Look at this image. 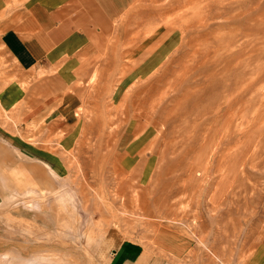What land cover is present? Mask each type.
<instances>
[{"label":"rangeland","instance_id":"374dc122","mask_svg":"<svg viewBox=\"0 0 264 264\" xmlns=\"http://www.w3.org/2000/svg\"><path fill=\"white\" fill-rule=\"evenodd\" d=\"M51 1L53 57L0 39V264H264V0Z\"/></svg>","mask_w":264,"mask_h":264},{"label":"crops","instance_id":"0c3cea01","mask_svg":"<svg viewBox=\"0 0 264 264\" xmlns=\"http://www.w3.org/2000/svg\"><path fill=\"white\" fill-rule=\"evenodd\" d=\"M28 4V31L8 29L1 35V42L6 52L16 60L17 65L29 69L40 65L42 58L53 57L51 50L68 40L73 34L71 24H75V17L71 20L61 19L53 23L54 16L60 9L52 7L51 0H32ZM48 53V55L46 54ZM6 134L0 130V138Z\"/></svg>","mask_w":264,"mask_h":264},{"label":"bare ground","instance_id":"6f19581e","mask_svg":"<svg viewBox=\"0 0 264 264\" xmlns=\"http://www.w3.org/2000/svg\"><path fill=\"white\" fill-rule=\"evenodd\" d=\"M78 87V86H77ZM77 112V111H76ZM24 264H32L31 260L30 259H26Z\"/></svg>","mask_w":264,"mask_h":264}]
</instances>
